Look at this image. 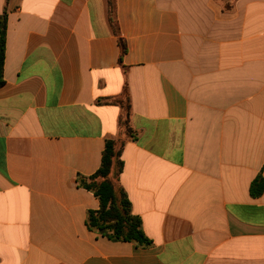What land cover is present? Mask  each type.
I'll list each match as a JSON object with an SVG mask.
<instances>
[{
	"label": "crops",
	"instance_id": "obj_1",
	"mask_svg": "<svg viewBox=\"0 0 264 264\" xmlns=\"http://www.w3.org/2000/svg\"><path fill=\"white\" fill-rule=\"evenodd\" d=\"M114 7L0 0V264H264V0ZM108 140L148 248L87 224Z\"/></svg>",
	"mask_w": 264,
	"mask_h": 264
},
{
	"label": "trees",
	"instance_id": "obj_2",
	"mask_svg": "<svg viewBox=\"0 0 264 264\" xmlns=\"http://www.w3.org/2000/svg\"><path fill=\"white\" fill-rule=\"evenodd\" d=\"M109 4L111 18L114 22V0H109ZM6 34L7 14L4 13L0 22V87L5 83ZM122 50L124 54L126 52L124 45H122ZM101 102L109 105H119L123 109V115L120 118V129L127 138L136 140V133L131 126L132 106L128 92L124 91L119 98L107 99ZM124 146V141L108 140L103 152L100 169L94 175L80 179L81 186L93 192L100 202L99 210L91 211L88 214L87 224L90 229L100 232L112 240L132 242L140 247L148 248L152 245V242L145 235L139 217L133 215L131 203L125 191L118 184L124 167V162L121 159ZM263 191L264 180H260L255 194L259 196Z\"/></svg>",
	"mask_w": 264,
	"mask_h": 264
}]
</instances>
